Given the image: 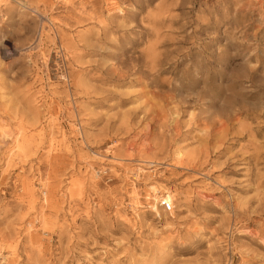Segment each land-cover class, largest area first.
Masks as SVG:
<instances>
[{
  "label": "rangeland",
  "instance_id": "374dc122",
  "mask_svg": "<svg viewBox=\"0 0 264 264\" xmlns=\"http://www.w3.org/2000/svg\"><path fill=\"white\" fill-rule=\"evenodd\" d=\"M0 264H264V0H0Z\"/></svg>",
  "mask_w": 264,
  "mask_h": 264
},
{
  "label": "built area",
  "instance_id": "2783aa9c",
  "mask_svg": "<svg viewBox=\"0 0 264 264\" xmlns=\"http://www.w3.org/2000/svg\"><path fill=\"white\" fill-rule=\"evenodd\" d=\"M167 207V206H166ZM168 208V207H167ZM169 209V208H168Z\"/></svg>",
  "mask_w": 264,
  "mask_h": 264
}]
</instances>
